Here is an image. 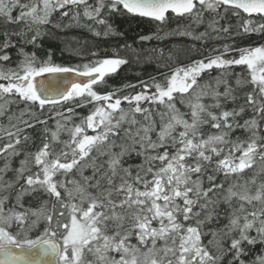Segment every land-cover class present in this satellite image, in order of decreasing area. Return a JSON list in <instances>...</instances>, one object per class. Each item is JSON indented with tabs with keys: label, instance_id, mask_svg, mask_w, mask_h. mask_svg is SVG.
<instances>
[{
	"label": "snow or ice",
	"instance_id": "1",
	"mask_svg": "<svg viewBox=\"0 0 264 264\" xmlns=\"http://www.w3.org/2000/svg\"><path fill=\"white\" fill-rule=\"evenodd\" d=\"M0 29V264H264V0H0Z\"/></svg>",
	"mask_w": 264,
	"mask_h": 264
},
{
	"label": "trees",
	"instance_id": "2",
	"mask_svg": "<svg viewBox=\"0 0 264 264\" xmlns=\"http://www.w3.org/2000/svg\"><path fill=\"white\" fill-rule=\"evenodd\" d=\"M124 30H126L128 32V39L129 42H131L137 35V33H147L149 30H151V25H149L148 23L145 22H133L131 25L129 24H124L123 25ZM2 30V29H0ZM67 37L69 39H71L73 36L79 38L82 41H88V45L87 46H92V42L95 40L94 37H91L89 33H87L86 31H82V30H73L72 32H69L66 34ZM255 39V37L253 38ZM122 42V41H121ZM99 43L101 45L104 44H108V43H114V41H99ZM152 44H156V41H152ZM175 43L179 44L181 43L180 41H176ZM62 45L61 44H56L55 48L57 49L56 51V62L57 63H62L64 65H75L76 63L79 62V58L76 56H71L69 55L67 52L61 54L59 49ZM73 46H75V44H73ZM178 55L181 56V59H183V54L182 53H178ZM127 67V66H125ZM136 71L141 72V76L143 78H147L149 73H155L156 69H155V65H144L143 69L137 68L135 71L133 70H127V71H121V73L114 77L111 78L109 80V86L110 87H119L124 83L127 82H133L135 83L138 79L141 78V76H137L135 73ZM78 111L80 112H85V109H79Z\"/></svg>",
	"mask_w": 264,
	"mask_h": 264
},
{
	"label": "water",
	"instance_id": "3",
	"mask_svg": "<svg viewBox=\"0 0 264 264\" xmlns=\"http://www.w3.org/2000/svg\"><path fill=\"white\" fill-rule=\"evenodd\" d=\"M59 79H61V80H63V79H71V77L70 76L69 77H61Z\"/></svg>",
	"mask_w": 264,
	"mask_h": 264
}]
</instances>
